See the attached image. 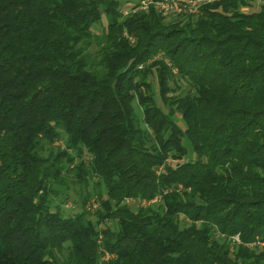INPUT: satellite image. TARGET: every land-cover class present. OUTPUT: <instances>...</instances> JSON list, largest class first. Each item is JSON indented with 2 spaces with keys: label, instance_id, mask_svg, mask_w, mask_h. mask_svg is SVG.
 I'll return each mask as SVG.
<instances>
[{
  "label": "trees",
  "instance_id": "16d2710c",
  "mask_svg": "<svg viewBox=\"0 0 264 264\" xmlns=\"http://www.w3.org/2000/svg\"><path fill=\"white\" fill-rule=\"evenodd\" d=\"M197 1L0 0V264H264V0Z\"/></svg>",
  "mask_w": 264,
  "mask_h": 264
},
{
  "label": "built area",
  "instance_id": "2783aa9c",
  "mask_svg": "<svg viewBox=\"0 0 264 264\" xmlns=\"http://www.w3.org/2000/svg\"><path fill=\"white\" fill-rule=\"evenodd\" d=\"M155 5L163 14L167 15L170 13L183 14V13H196L199 7V1L197 0H140L139 8L142 10H148L150 6ZM97 207L94 204V208ZM233 241L240 243V238L238 236L233 238ZM261 246H264V241L260 243ZM110 255L107 254L104 260H108ZM103 264V262L101 263Z\"/></svg>",
  "mask_w": 264,
  "mask_h": 264
},
{
  "label": "rangeland",
  "instance_id": "374dc122",
  "mask_svg": "<svg viewBox=\"0 0 264 264\" xmlns=\"http://www.w3.org/2000/svg\"><path fill=\"white\" fill-rule=\"evenodd\" d=\"M139 0H122V8L125 9V11L127 12L129 10V8L133 5H135L136 3H138ZM106 22V19H103ZM184 144L188 147L189 149V153H188V157H192V147L191 144L188 142L187 139H184ZM58 145V144H57ZM69 198L64 199L65 196H61V197H55V204L61 203V206L64 210L68 211V212H76L78 211V205L75 204V200L79 201V187L78 186H71L70 190H69ZM94 199H92L90 201V205L93 204ZM134 204V203H132Z\"/></svg>",
  "mask_w": 264,
  "mask_h": 264
}]
</instances>
